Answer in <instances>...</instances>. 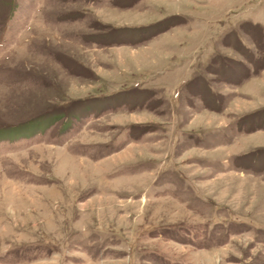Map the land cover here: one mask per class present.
I'll list each match as a JSON object with an SVG mask.
<instances>
[{"label":"rangeland","instance_id":"rangeland-1","mask_svg":"<svg viewBox=\"0 0 264 264\" xmlns=\"http://www.w3.org/2000/svg\"><path fill=\"white\" fill-rule=\"evenodd\" d=\"M0 264H264V0H0Z\"/></svg>","mask_w":264,"mask_h":264}]
</instances>
